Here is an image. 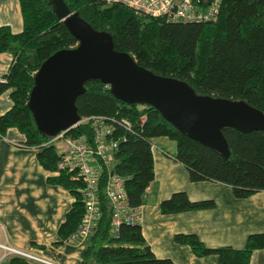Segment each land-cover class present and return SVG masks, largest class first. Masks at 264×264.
I'll return each mask as SVG.
<instances>
[{
    "label": "trees",
    "instance_id": "1",
    "mask_svg": "<svg viewBox=\"0 0 264 264\" xmlns=\"http://www.w3.org/2000/svg\"><path fill=\"white\" fill-rule=\"evenodd\" d=\"M93 29L111 36L113 47L129 53L135 62L162 76L184 81L199 95L243 100L264 112V0H218L214 21L166 22L158 17L134 14L120 4L104 5L100 0H63ZM208 1V0H207ZM22 28L12 33L0 26V52L11 55L0 82V93L9 90L10 107L0 114V137L14 127L24 136L23 145L37 149L38 164L56 170L58 155L48 136L39 133L26 102L33 74L51 53L76 45L63 22L51 11L47 0H18ZM84 91L75 98L79 117L93 114L124 117L133 123V132L123 135L112 154V170L123 180L128 204L139 206L142 194L153 178L150 143L165 137L174 143V159L184 165L189 181L211 180L229 186L235 198H246L264 190V131H239L222 127L228 156L187 137L164 120L153 107L124 103L111 95L97 79L83 83ZM144 121L139 122V116ZM87 123L68 129L75 136L90 134ZM71 173L58 170L46 182L64 188L73 201L56 229L58 240L66 242L83 215L81 183ZM104 168L97 186L100 215L96 229L85 241L79 264H174L156 257L145 243L140 225L123 224L116 236L109 232V206L103 195ZM212 199L191 201L184 191H174L158 204L160 214L211 209ZM177 244L186 245L197 257L216 256L218 264H248L253 250L264 249V232L246 235L242 248L208 247L194 233H174ZM9 264H34L9 255Z\"/></svg>",
    "mask_w": 264,
    "mask_h": 264
},
{
    "label": "crops",
    "instance_id": "2",
    "mask_svg": "<svg viewBox=\"0 0 264 264\" xmlns=\"http://www.w3.org/2000/svg\"><path fill=\"white\" fill-rule=\"evenodd\" d=\"M4 25L12 33L21 30L18 0H0V26ZM10 61L9 53L0 52V77ZM8 92L0 93V114L11 105ZM23 141L14 127L0 137V244L57 264H79L86 240L54 244L57 226L73 197L61 186L46 182L52 172L38 164L37 149L24 146ZM152 141L157 144L151 149L153 178L138 207L141 234L156 257H167L174 264H218L214 255L197 257L186 245L175 243L173 234L194 233L208 247L239 249L247 234L264 232V190L235 198L225 184L189 181L186 168L173 157L174 143L165 137ZM174 191H184L191 201L212 199L214 207L160 214L159 202ZM3 254L0 248V264H9V256ZM248 264H264V249L253 250Z\"/></svg>",
    "mask_w": 264,
    "mask_h": 264
},
{
    "label": "water",
    "instance_id": "3",
    "mask_svg": "<svg viewBox=\"0 0 264 264\" xmlns=\"http://www.w3.org/2000/svg\"><path fill=\"white\" fill-rule=\"evenodd\" d=\"M47 1L76 45L51 53L33 74L26 105L39 133L52 137L78 122L74 101L88 79L107 85L124 103L153 107L177 131L224 158L228 147L222 127L264 131V112L243 100L196 94L184 81L152 73L129 53L114 49L108 33L93 29L63 0Z\"/></svg>",
    "mask_w": 264,
    "mask_h": 264
},
{
    "label": "built area",
    "instance_id": "4",
    "mask_svg": "<svg viewBox=\"0 0 264 264\" xmlns=\"http://www.w3.org/2000/svg\"><path fill=\"white\" fill-rule=\"evenodd\" d=\"M104 5L120 4L129 8L134 14L158 17L166 22H208L214 21L218 13V0H100ZM4 79L0 77V82ZM107 86V85H106ZM108 87V86H107ZM142 109V104H138ZM144 115L139 116V122ZM87 123L90 134L81 133L71 136L68 130H61L49 137L44 144L52 145L58 155L56 170L70 172L71 179L81 183L83 215L69 235L67 241H85L96 229L100 215L98 198V178L104 168L103 195L109 206V232L116 236L121 225H140L141 216L138 206L128 204L122 178L112 170V154L117 142L123 135L115 137L116 129L133 132V123L119 116L93 114L80 117L74 125ZM73 126V127H74ZM151 149L154 148L152 142ZM3 256L19 255L34 263L57 264L43 259L28 251L0 244Z\"/></svg>",
    "mask_w": 264,
    "mask_h": 264
},
{
    "label": "rangeland",
    "instance_id": "5",
    "mask_svg": "<svg viewBox=\"0 0 264 264\" xmlns=\"http://www.w3.org/2000/svg\"><path fill=\"white\" fill-rule=\"evenodd\" d=\"M153 141H154V140H153ZM153 141H152V144L154 143ZM172 143H173V142H172ZM156 145H157V144L155 143V144L153 145V147H155Z\"/></svg>",
    "mask_w": 264,
    "mask_h": 264
}]
</instances>
